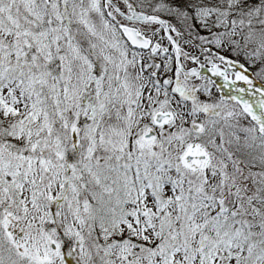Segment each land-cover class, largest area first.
I'll return each instance as SVG.
<instances>
[{
	"label": "snow or ice",
	"instance_id": "1",
	"mask_svg": "<svg viewBox=\"0 0 264 264\" xmlns=\"http://www.w3.org/2000/svg\"><path fill=\"white\" fill-rule=\"evenodd\" d=\"M0 264H264V0H0Z\"/></svg>",
	"mask_w": 264,
	"mask_h": 264
}]
</instances>
